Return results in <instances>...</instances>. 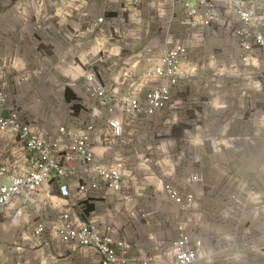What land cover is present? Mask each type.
<instances>
[{
	"label": "built area",
	"instance_id": "obj_1",
	"mask_svg": "<svg viewBox=\"0 0 264 264\" xmlns=\"http://www.w3.org/2000/svg\"><path fill=\"white\" fill-rule=\"evenodd\" d=\"M90 1L61 0V4L65 9ZM130 1L138 12L144 7L150 12L156 34L150 21L144 31L140 27L143 17H133L124 8L120 17L108 16L109 10L94 17L85 11L69 29L71 43L76 44L75 36L88 30L91 34H108L106 39L116 46L111 53L103 51L101 45L94 46L86 62L72 64L70 70L78 65L87 70L75 79L65 76L68 80H84L72 102L76 106L68 109L70 122L47 129L20 110L7 112L8 94L0 88V223L20 228L22 235L36 241L56 238L92 251L98 264H209L215 255L235 260L232 245L220 237L207 236L206 213L196 221L188 217L170 226L162 216L160 232L150 230V214L138 198L143 195L136 180L138 168L131 160L137 159L134 145L141 137L138 133L147 130L151 133L147 148L159 150L156 155L165 160L167 169L172 163L180 177L186 178L185 184L159 182L153 194L166 202L179 203L183 213L197 206L194 187L200 186L204 172L194 166L183 173L179 165L191 149H195V156L196 151L210 148L214 153L232 146L219 143L227 142L224 136L235 120L225 119L211 133V124L194 94L186 90V80L198 70L192 53L214 41L218 49L231 45L229 50L239 56L241 64L259 68L264 61V0ZM183 25L187 31L176 38L171 27ZM143 34L150 42L146 40L138 52L129 50L126 54V47L117 46L120 41L139 40ZM216 59V53L210 56L212 67ZM97 62L105 64L112 77L114 62L120 71L117 78L106 81L101 73L91 70ZM222 71L214 70V76ZM262 79L253 82L259 95L264 93ZM178 124L184 126L175 138L173 128ZM209 135L219 140L209 142ZM146 163L149 167L153 161L146 156L141 165ZM98 201L107 204L106 213H96ZM42 204L52 211L50 216H40ZM91 206L94 208L89 210ZM117 206L128 212L124 211L131 224L127 233L134 230V236H126L123 230L121 233L114 222H104L105 216L110 219L111 211L113 215L122 214ZM221 210L228 215L226 209Z\"/></svg>",
	"mask_w": 264,
	"mask_h": 264
},
{
	"label": "crops",
	"instance_id": "obj_2",
	"mask_svg": "<svg viewBox=\"0 0 264 264\" xmlns=\"http://www.w3.org/2000/svg\"><path fill=\"white\" fill-rule=\"evenodd\" d=\"M39 2H41V0H0V88L4 89L8 94L9 108L7 112H11V109L16 110L15 105H19V100L15 98L16 94L22 97L21 92L25 95L27 89H29L28 92L31 94L33 90V80H51L50 85L53 87L57 85L55 83L59 80V76L63 77L64 80H68V78L65 77L66 75H70L73 79L78 78L87 68H83L79 65L78 68L74 70H70V68L75 61H80L82 63L86 62L88 60L87 54L91 48L101 45L103 51L109 53L116 49L115 44L106 39V37L109 36L108 34H91L88 30L75 36L76 44L71 43L73 35L69 29L78 23L76 22L78 19L76 17H79V14L83 16L86 11L89 15L94 17L100 12L109 10L108 16L120 17L121 9L124 8L128 10V14L132 13L133 17H143L144 24L141 23L140 27L144 31H147L146 29L149 21H153V19L148 17L150 12L148 11L147 13L146 7H144L141 12H138L137 7H135L130 0H117V3L113 4H104L101 0H91L87 5L85 2H81L78 6L71 5L65 9H63L61 0H53L51 3L53 5V12L49 15H45V18L48 17V21H51L52 24L58 27H54L55 30L51 29L46 35H43L38 25V23L41 22L40 18H42L41 5ZM69 20L72 22H69ZM179 27L185 32L188 29V27L184 25ZM149 39V36L146 38L144 34L139 38L141 42H145L146 40L150 42ZM142 45V43L131 44L130 42L123 44L122 41H120L117 46H120L122 49L126 47L128 51L133 50V52H138ZM192 54L195 56L198 70L191 76L194 80H190L191 78L186 80V90L194 94L198 106L201 108V111L204 112L206 120L208 121L212 115H230L227 117L254 116L253 120L249 118L248 120L244 119V125L241 123V125H243L241 128L242 130H250L253 132L249 140L243 139L245 142H238L236 138V143L228 147V149L233 147V150L226 152L227 158L223 153L211 152L210 148H208L207 151H199V166L201 168L203 166L205 169L208 164L240 163L242 165L243 174L259 171L261 175H264V173H262V168L264 169V93L259 95L254 91L253 82L255 80H215L214 70H218L221 60L219 61V55H216L215 67L211 66L213 63L209 61V58L214 54L212 48L208 47L203 51L195 50ZM222 54L226 58V62L223 66L224 71L227 63L233 61H227L228 56H232L228 47L222 49ZM113 64L114 62L111 63V66L115 67L113 77L107 74V67L100 62H97L91 70L101 73V77L104 80H110L111 78L116 79L120 71L116 68L117 65ZM147 64L148 63H145L138 70L141 71ZM261 65L264 70V61H262ZM83 84L84 80L81 79L70 80V83H66L62 87L64 101L67 104L76 100V91L81 88ZM67 88H69L72 94L73 99H71V101H67L65 98V91ZM256 95L258 96L256 97ZM48 100L49 102L53 101L50 96ZM31 101L34 103L35 100ZM21 112L24 116L33 118L28 116L23 109ZM39 125L47 129L52 128L46 124ZM237 128H240L238 124ZM180 133L181 131L174 130L173 137L178 138ZM232 151L236 153V156L230 155ZM253 164L258 165L257 169ZM173 167L171 163L170 169L174 170ZM210 178L213 179L207 180L209 183H212L217 177L214 176ZM247 182L253 187H257L255 189L258 190L263 197V209L260 211L263 220L260 222L259 227L262 228V233L264 234V191L256 186L255 180L249 175ZM158 183L155 186H157ZM194 190L198 195L197 206L200 207L203 213H207L211 220H215L210 213L218 210V208L215 210L212 208L207 209L204 204L207 195H217L221 192L219 187L215 185L213 188L210 187L208 189L200 185L199 187L195 186ZM162 206V212L164 211V213H166L169 211L168 206L163 204L157 208ZM117 208L120 209L118 206ZM120 211L122 214L113 215L110 217V220L116 224L121 230V233L123 230L125 235L127 234L130 236V234L127 233V229L131 225L126 219V213L128 214V212L121 209ZM163 220L164 219H162V221ZM8 229L9 227L6 228L5 231H8ZM18 230H20L18 235L21 240L19 239L18 242L14 243L16 247H12L11 250L9 247L4 249L6 254L12 251L21 255L23 254L24 256L32 251L37 257L35 264H49V259H55L57 256L63 255L67 258L77 253V246L74 244L63 243L59 239L50 237H46L42 241H36L22 235L23 232L20 228H18ZM158 232H160V230ZM211 234L215 233L212 231ZM4 250H1L0 255H2ZM5 261L8 262L9 258H6ZM254 263L255 262L252 264Z\"/></svg>",
	"mask_w": 264,
	"mask_h": 264
},
{
	"label": "rangeland",
	"instance_id": "obj_3",
	"mask_svg": "<svg viewBox=\"0 0 264 264\" xmlns=\"http://www.w3.org/2000/svg\"><path fill=\"white\" fill-rule=\"evenodd\" d=\"M41 14L42 18H40L41 22L38 23L40 27V31L43 35H46L51 29L55 30L58 26L52 24L51 21H48V17L45 18V15H49L53 12V5L51 4L53 0H41ZM54 25V26H53ZM150 28L152 31H155L154 34L157 33L156 25L153 22H150ZM175 34L176 38H182L185 31L180 29V27H171V33ZM155 40V39H154ZM131 44L142 43L146 44V42H141L140 40H126ZM225 46H228L227 42L224 43ZM218 44L214 41L208 42L205 48H212V52L219 55V67L218 69H223L224 63L226 62V58L222 54L221 48H216ZM231 49L232 46L229 45ZM232 56H228L227 61H233L227 63L226 68L222 71V74L215 76V80H259L260 75L264 76V70L262 65L259 68L255 66H246L240 63V58L237 54L233 53L231 50ZM125 53L129 54V51L125 49ZM160 52H158L159 54ZM190 80H194L191 78ZM264 80V78L262 79ZM110 81V80H106ZM51 80H33L32 86L33 90L31 94L27 92L25 95L21 92V96L16 94L15 98L18 99V104L15 105L17 110H24V112L33 117L38 124H46L48 126L54 127L62 123L70 122V117L72 114L68 112L70 105H74L72 102L67 104L64 101V96L62 92V87L66 83H70V80H64L63 77L59 76V80L52 87L50 85ZM27 87V85H26ZM53 100L49 102L48 97ZM257 97V95H256ZM31 100H35L34 103ZM68 108V109H67ZM68 113H67V112ZM230 115L223 116H214L212 115L208 122L211 124V133H214V130L217 129L220 123H222L225 119L230 118L233 121L232 127L224 136V139L227 141L222 145H231L232 143L245 142L243 139L249 140V137L252 136L253 132L250 130H242L241 128L244 125V121L254 119V116L249 117H227ZM245 119V120H244ZM241 123L243 125H241ZM237 124L240 128H237ZM184 125L178 124L175 125L173 131H181ZM159 133H164L162 129H159ZM141 137L137 138L134 145V154L137 155V159L135 158L133 161H136L137 170V185L142 187L143 195H140L139 201L143 204V208L150 214L152 227L150 230L157 231L162 228L163 221L162 216H164L169 226L174 224L178 220L192 218L193 221L200 216L203 218V212L200 210L199 206L194 207L193 209H185L183 213V208L179 203L166 202L162 199L160 195L153 194V190L155 189V185L160 182L162 183H173V184H185L186 178L180 177L178 171L174 170L173 172L170 169H167L168 164L164 161H161L159 157L156 155L157 149H148L146 144L150 142L151 133L147 130L138 133ZM146 134V135H145ZM160 135H157L156 138H160ZM242 137V139H241ZM237 138V139H236ZM222 139V140H224ZM214 136L209 135L208 141L216 143ZM221 140V139H220ZM233 140V141H232ZM221 142V141H220ZM240 144V143H239ZM233 147L228 149V147H222V151L214 152V153H223V155L227 158L226 152L233 150ZM211 150V149H210ZM150 151L153 152V155L150 154ZM195 149H191L189 153L185 156V158L181 161L179 167L180 170H183V173L188 172L192 167L198 166L199 163L195 162V158L198 153L194 156ZM232 156H236V153L232 151L230 153ZM104 156V155H103ZM148 156L153 163L145 165H141V162L144 161L145 157ZM174 161V158L172 157ZM153 164V165H152ZM253 166L257 169L258 165L253 164ZM177 168V167H175ZM199 170V169H198ZM202 170L204 172L203 179L199 180V185H203L205 188L214 187L217 185L221 192L217 195H207L206 202L204 206L209 209L212 208L215 210L211 212L212 218L215 220H211L209 215L206 213L208 217L204 223V229L209 233L207 236L211 239L214 237H220L222 241H226L232 245L231 252L235 254V260L228 259L226 260V256L224 255H215L209 264H233L236 262L238 264H264V234L262 233V228L259 227L260 222L263 220L261 218L262 213L260 212L263 209V197L261 193L258 192L252 185L247 182L248 175L255 180L256 186L264 191V175H261L259 171L255 173L247 172V174L242 173V165L240 163H216V164H208L205 169L202 166ZM154 172V174L152 173ZM163 172L166 175L163 176ZM171 173L172 175H170ZM262 173H264V169L262 168ZM217 177L216 180L212 183H209L207 179H213L210 177ZM203 180V181H202ZM250 186H249V185ZM162 204L170 205L168 207L169 211L164 213V211H159L157 208ZM95 210L98 214L106 213L107 204H104L101 201H98L95 204ZM93 207V208H94ZM40 216L46 217L52 214V211L45 209V205H41ZM221 209H226L228 211V215L225 216L222 213ZM200 212V213H199ZM111 216H113L114 211L110 212ZM120 214V213H119ZM36 216V214H35ZM185 216V217H183ZM124 217V216H123ZM104 222L110 224L113 222L108 217H104ZM196 226V225H194ZM8 231H5L8 228ZM194 230H198V227H195ZM18 228L9 223H4L3 225L0 223V253L1 250L9 247L11 250L12 247H16L14 243L18 242L20 239L18 232ZM215 234H211V232ZM130 236H134V230L129 232ZM21 240V239H20ZM224 246V245H223ZM230 249L228 250V252ZM227 252V253H228ZM6 258H9V261L6 262ZM36 256L34 252H30L28 255L18 254L17 252H9L6 254L5 250L2 255H0V264H35ZM46 260V258H45ZM49 264H98V257L96 253L92 251H87L85 249H81L77 247V253L71 257L57 256L55 259H49Z\"/></svg>",
	"mask_w": 264,
	"mask_h": 264
},
{
	"label": "trees",
	"instance_id": "obj_4",
	"mask_svg": "<svg viewBox=\"0 0 264 264\" xmlns=\"http://www.w3.org/2000/svg\"><path fill=\"white\" fill-rule=\"evenodd\" d=\"M65 98H66L67 101H71V99H73V98H72L71 91L69 90V88H67L66 91H65ZM74 99H75V98H74ZM76 109H78V107H76ZM92 209H93V207L91 206V207L89 208V210H92Z\"/></svg>",
	"mask_w": 264,
	"mask_h": 264
}]
</instances>
